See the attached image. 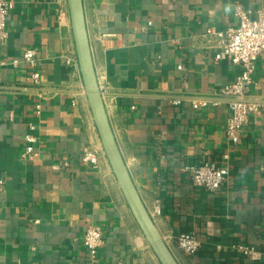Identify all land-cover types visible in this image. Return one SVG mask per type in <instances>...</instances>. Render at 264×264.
<instances>
[{"label":"crops","instance_id":"0c3cea01","mask_svg":"<svg viewBox=\"0 0 264 264\" xmlns=\"http://www.w3.org/2000/svg\"><path fill=\"white\" fill-rule=\"evenodd\" d=\"M7 1L0 46V264H160L103 151L78 61L67 62L76 55L67 0ZM236 5L264 12V0H82L117 146L179 264H256L237 244L254 247L264 264V51L249 89L259 110L232 144L220 89L241 66L216 60L219 39L206 34L235 26ZM24 47L35 50V65L21 61ZM174 97L183 101L174 104ZM199 99L210 102L190 104ZM27 134L37 140L22 159ZM86 146L99 153L95 167L81 159ZM206 160L228 169L214 191L195 185L184 170ZM88 223L99 225L103 238L93 261L82 245ZM180 232L200 239L194 254L176 247L171 237Z\"/></svg>","mask_w":264,"mask_h":264},{"label":"built area","instance_id":"2783aa9c","mask_svg":"<svg viewBox=\"0 0 264 264\" xmlns=\"http://www.w3.org/2000/svg\"><path fill=\"white\" fill-rule=\"evenodd\" d=\"M10 6L9 1L0 0V46L7 36L6 15ZM234 15L237 17L235 26L215 31L211 28L206 30V34H215L219 39V48L215 53L216 60L229 59L232 64L241 66L240 73L232 80L225 83L220 89V95L230 98L227 101L229 115L226 120L225 135L227 140L236 144L240 139V131L247 122L251 113L258 112L259 103L249 99V89L252 82V73L255 69L257 57L264 51V12L252 13L244 9L241 5L234 7ZM21 61L30 65H35V50L30 47L22 49ZM67 62L77 63L76 55H68ZM19 59H14L12 64L17 65ZM3 61L0 59V65ZM32 79L35 85L39 82V71L32 70ZM103 91V89H102ZM181 98H174V104H180ZM210 101L207 99L191 100L193 107L204 106ZM31 127H33L31 125ZM26 145L20 155L22 159L28 158L37 140L36 135L27 134L24 136ZM81 159L84 163H89L95 167L98 163L99 153L91 146L84 147ZM193 183L208 191L216 190L226 179L228 169L224 165L214 161H202L184 167ZM3 180L0 179V185ZM158 212V209H156ZM34 222H38L37 219ZM176 247L184 254H194L201 245L200 239L193 232H180L171 237ZM103 243L102 231L99 225L88 223L84 229L82 245L90 260L96 258L97 251ZM238 249L245 252L256 264H261V254L254 247L237 244Z\"/></svg>","mask_w":264,"mask_h":264},{"label":"water","instance_id":"95a60500","mask_svg":"<svg viewBox=\"0 0 264 264\" xmlns=\"http://www.w3.org/2000/svg\"><path fill=\"white\" fill-rule=\"evenodd\" d=\"M67 5L84 93L98 131L103 151L115 176L116 182L144 238L160 264H179L172 251L165 243L150 213L140 198L117 146L104 105L103 96L105 92L102 91L98 84L92 62L82 0H67ZM227 100H230V98H227Z\"/></svg>","mask_w":264,"mask_h":264}]
</instances>
